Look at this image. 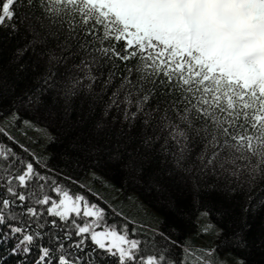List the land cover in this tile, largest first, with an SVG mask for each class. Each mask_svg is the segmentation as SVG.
Returning a JSON list of instances; mask_svg holds the SVG:
<instances>
[{"label":"snow or ice","instance_id":"1","mask_svg":"<svg viewBox=\"0 0 264 264\" xmlns=\"http://www.w3.org/2000/svg\"><path fill=\"white\" fill-rule=\"evenodd\" d=\"M18 8L27 10L31 39L17 57L35 54L43 71L39 86L19 100L21 108H10L6 116L30 126L21 111L45 96L63 100L66 117L78 102L84 118L78 117L77 126L93 120V135L104 140L110 162H123L138 175L154 167L160 182L153 181V190L172 202L180 195L195 207L207 193L243 194L242 226L229 233L214 224L205 232L217 229L225 241L246 247L247 219L264 211L262 81L248 77L229 84L221 65L209 72L198 46L172 43L195 37L212 17L226 16L224 0H2L0 28L18 31L12 23ZM253 59L244 57L243 63ZM3 119L0 264H190L187 256L197 255L165 232L141 234L127 223H101L107 219L105 201L86 177L54 166L55 157L41 164V155L25 147ZM72 185L83 192L65 190ZM45 187L54 195H41ZM93 218L95 226L88 222ZM202 252L199 264H215L216 249Z\"/></svg>","mask_w":264,"mask_h":264},{"label":"trees","instance_id":"2","mask_svg":"<svg viewBox=\"0 0 264 264\" xmlns=\"http://www.w3.org/2000/svg\"><path fill=\"white\" fill-rule=\"evenodd\" d=\"M26 11L18 8V18L12 22L18 29L15 34H12L11 26L0 28V117H4L3 126L13 131L25 147L41 155V164L50 156L55 157L52 160L54 166L58 165L64 171L71 169L74 176L86 177L85 183L99 192L105 201L102 206L106 207L107 219L104 222L108 225L122 228L127 223L129 231L135 228L137 232L149 235L165 232L197 254L187 256L190 264H199L198 256L203 255V249H216L215 264H241V261L243 264H264V211L248 217L250 230L247 231L246 247L225 241L223 234H216L217 229L205 232V228L214 224H219L229 233L241 227L244 222L241 209L243 194L233 198L219 192L207 193L203 203L195 207L180 195L172 202L167 193L153 190V181L160 182L154 167L145 166L143 174L138 175L127 170L123 162H110L109 154L104 150V140L93 135V120L87 118L83 125L77 126L78 117L84 118L78 102L73 105L71 116L66 117L63 100L53 99L49 94L40 105L21 111L22 119L32 121L30 126H17L15 117L6 116L10 108H21L19 100L26 92L39 86L43 71L37 66L43 61H39L35 54L17 57V49L23 48L31 39L24 22ZM93 147L100 151L91 152ZM69 160L71 164H68ZM91 173L97 175L99 183L92 182ZM65 190L73 195L83 192L75 185L66 186ZM43 194H52L51 189L45 187ZM89 199L100 202L94 196H89ZM205 210L210 215H205ZM180 251V248L175 249L177 254ZM9 264H15V260L10 259Z\"/></svg>","mask_w":264,"mask_h":264},{"label":"rangeland","instance_id":"3","mask_svg":"<svg viewBox=\"0 0 264 264\" xmlns=\"http://www.w3.org/2000/svg\"><path fill=\"white\" fill-rule=\"evenodd\" d=\"M227 5L228 15L226 20L234 23L233 26L240 27L245 33L256 38V44L250 45L253 48L255 61L260 62L264 67V0H224ZM256 8L257 12L250 11ZM256 17L262 24L256 22ZM255 19L252 21V19ZM222 18L212 17L199 30L195 37L186 36L183 39H174L172 43L183 44L187 47L198 46L205 62V66L211 65L209 71L215 70L216 65L222 66V74L230 79L243 80L248 77L261 78L260 73L251 65L243 63L244 57H250L247 50L234 42L241 34L229 32L228 35H221L216 31ZM6 28V27H4ZM225 31V27L220 24L218 27ZM72 202L69 201V204ZM70 212H74L70 209ZM142 217V214H140Z\"/></svg>","mask_w":264,"mask_h":264}]
</instances>
